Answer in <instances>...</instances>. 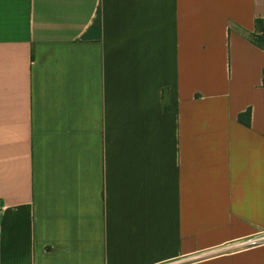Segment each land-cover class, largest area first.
I'll list each match as a JSON object with an SVG mask.
<instances>
[{
  "label": "crops",
  "instance_id": "obj_1",
  "mask_svg": "<svg viewBox=\"0 0 264 264\" xmlns=\"http://www.w3.org/2000/svg\"><path fill=\"white\" fill-rule=\"evenodd\" d=\"M257 20L264 0H0V264H264L230 249L264 232Z\"/></svg>",
  "mask_w": 264,
  "mask_h": 264
},
{
  "label": "built area",
  "instance_id": "obj_2",
  "mask_svg": "<svg viewBox=\"0 0 264 264\" xmlns=\"http://www.w3.org/2000/svg\"><path fill=\"white\" fill-rule=\"evenodd\" d=\"M1 210L2 209L0 208V213ZM262 246H264V232H258L248 238L235 242L234 244H232L230 249L235 248L238 250H245V249L257 248Z\"/></svg>",
  "mask_w": 264,
  "mask_h": 264
},
{
  "label": "trees",
  "instance_id": "obj_3",
  "mask_svg": "<svg viewBox=\"0 0 264 264\" xmlns=\"http://www.w3.org/2000/svg\"><path fill=\"white\" fill-rule=\"evenodd\" d=\"M257 25L258 27L260 28V30L262 31V34L259 35V36H254L252 41L253 43L260 47L261 49L264 50V23L260 20H257ZM165 110H168L167 107H165ZM240 121L242 122H246L247 124H249V121H250V113L248 112L247 114L245 115H242L240 117Z\"/></svg>",
  "mask_w": 264,
  "mask_h": 264
}]
</instances>
